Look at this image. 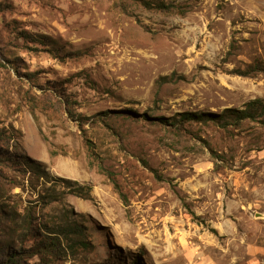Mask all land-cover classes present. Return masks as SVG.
Instances as JSON below:
<instances>
[{"label":"rangeland","instance_id":"rangeland-1","mask_svg":"<svg viewBox=\"0 0 264 264\" xmlns=\"http://www.w3.org/2000/svg\"><path fill=\"white\" fill-rule=\"evenodd\" d=\"M143 1L0 0V264H264V127L180 122L264 98V0Z\"/></svg>","mask_w":264,"mask_h":264},{"label":"trees","instance_id":"trees-1","mask_svg":"<svg viewBox=\"0 0 264 264\" xmlns=\"http://www.w3.org/2000/svg\"><path fill=\"white\" fill-rule=\"evenodd\" d=\"M135 2H141V5L147 9V10H160V11H164V10H168V7H165L164 5L160 4V5H156L153 6L151 3L143 1V0H134ZM253 71L258 72V71H262V69L259 66H255V67H251ZM248 74V72H247ZM182 120L180 122L184 123L186 121H191V120H200V119H209V120H213L215 118L218 119V123H222V127H226L229 125H233V126H239L242 123L245 122H253V123H257L260 126L264 127V98H258L255 100H251L248 103H246L243 107V109L241 110H234V109H227L223 112V114L221 115H203V114H199V115H195V114H184L181 116ZM224 122V123H223ZM228 122H232V124H229ZM0 160L2 161V159L0 158ZM27 163L31 164V161L26 160ZM24 164V162H23ZM25 165V164H24ZM36 170H38V173L41 175H44V173L42 171H40V168L34 167ZM89 188H85V192H83L81 195V198L84 199H89ZM78 228H75L72 232L75 236H82V231L77 230ZM27 237V235H23L22 237H20V240L18 241H24V239ZM52 237H49V241H45L43 242L41 245H39L38 247L34 248V250L32 251H24L22 248H19L18 250H20V252L18 251H13L11 249V247L8 248L5 258V262L7 264H17L19 262H23L21 261V255H26L28 254L29 256H39L40 254H44V255H48V254H52L54 252V249H56L59 246V242L58 239H53L55 237H53L52 239H50ZM83 245H85L84 243H82ZM134 264H136V262H134Z\"/></svg>","mask_w":264,"mask_h":264}]
</instances>
